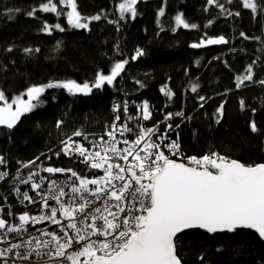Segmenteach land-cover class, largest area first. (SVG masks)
Here are the masks:
<instances>
[{"label":"trees","instance_id":"1","mask_svg":"<svg viewBox=\"0 0 264 264\" xmlns=\"http://www.w3.org/2000/svg\"><path fill=\"white\" fill-rule=\"evenodd\" d=\"M47 2L0 0V91L9 102L16 96L25 99L34 85L91 84L98 73L109 74L116 62L126 59L128 63L113 85L93 88L87 95L46 89L40 101H34L38 106L23 114L14 128L0 129V156L5 161L0 167L9 171L0 182V202L29 176L48 173L47 167L71 169L88 178L102 176L101 170L61 152V141L77 130L88 138L99 137L108 125L118 122L117 115L135 133L137 125H158L152 140L161 144L158 138L166 133L184 157L218 153L246 165L264 163V84L260 83L264 80V13L260 11L264 0H255L256 12L244 8L243 0H217L223 9L209 0H137L134 18L131 13L121 17L123 0H75L84 20L101 16L90 20L87 29L68 23L69 6L60 0L52 2L63 15L39 10ZM34 9L35 15H28ZM178 14L197 27L176 26ZM45 22L59 23L65 30L53 27L49 34L42 31ZM221 36L227 43L191 47ZM137 51L143 54L137 57ZM249 66L253 79L237 87L236 77L248 75ZM193 85L196 92L191 90ZM161 88L173 95H165ZM144 103L151 113L146 121L141 119ZM116 105L121 111L115 110ZM221 105L222 112L218 111ZM179 112L182 117L176 115ZM168 113L172 118L165 120ZM57 121H63L59 128ZM253 121L256 132L250 127ZM30 161L35 163L24 167ZM175 244L182 264H264V239L250 229L194 230L179 236Z\"/></svg>","mask_w":264,"mask_h":264},{"label":"snow or ice","instance_id":"2","mask_svg":"<svg viewBox=\"0 0 264 264\" xmlns=\"http://www.w3.org/2000/svg\"><path fill=\"white\" fill-rule=\"evenodd\" d=\"M209 2L217 3V0H209ZM60 3L71 7V11L67 12V21L70 25L75 28H88L90 21L85 19L82 22L75 0H60ZM136 3L137 0H123L119 3L121 17L123 18L125 13H131L134 18ZM217 6L221 9L224 7L218 3ZM242 6L253 12H256L258 8L255 0H243ZM39 10L55 13L57 16L64 14L52 0L41 4ZM35 11L34 9L28 15L34 16ZM260 11L264 13V6H260ZM159 15H164L163 9ZM100 19V15L91 18V20ZM175 24L184 28L197 27L195 24L187 23L183 14L175 17ZM53 27L59 31L65 30L59 23L49 26L45 22L42 31L51 34ZM241 35L244 34L241 33ZM247 38L245 36V39ZM225 43L227 41L221 36L214 39H202L198 43H193L191 47L199 48L205 44ZM25 51L31 52L32 49H25ZM142 54L141 51H137L136 56ZM127 63L126 59L116 62L109 74L98 73L91 84L67 81L31 86L26 92L27 99L16 96L9 102L5 93L0 91V102H2L0 125L8 129L14 128L23 114L32 112L38 106L34 101L39 102L41 94L46 89L64 88L69 93L87 95L93 88L99 89L105 84L113 85L117 77L124 72ZM246 71L248 75L236 77L237 87L244 81L253 79L251 66ZM260 83L264 84V80ZM191 90L196 92L197 86L193 85ZM161 91L169 97L173 95L171 90L166 91L165 88H161ZM204 99L205 97H200V100ZM240 104L243 107L244 101L241 100ZM13 105L16 106L15 109ZM115 110L121 111L120 106L116 105ZM126 110L125 105L123 111ZM222 110L223 105L218 111L222 112ZM176 115L182 116L183 113H176ZM150 118L148 104L144 103L141 119L146 121ZM171 118V113L165 116V120ZM115 119L119 121L120 116L117 115ZM129 119L133 118L129 117ZM62 123L63 121H57V127L59 128ZM167 127L171 128L172 125L168 124ZM250 127L253 132L258 131L254 121ZM137 128L139 130L136 131L134 140L131 142L128 139L123 140V144L129 145L128 147H118L121 141L116 136L117 131L121 136L125 132H133L127 124H121L119 128L113 124L105 133L109 137L105 144L93 141L91 147L99 149L96 151H90L89 148L83 144H77L72 139L73 136L88 139L87 135L80 130L73 132L68 140L61 141L64 145L61 152L65 155L78 154L81 163L91 169L102 170L104 175L88 178L79 176L71 169L45 168L44 171L52 174L69 172L76 180L65 183L63 186L51 180L53 187L49 190L50 195L45 196L41 193L43 197L41 207L48 209V214L30 216L25 212L19 216L21 224L18 227H8V231L26 232L27 229L24 227L26 224L36 225L51 221L52 224L60 226L61 234L42 229L38 231L51 239L45 241L32 235L31 239L25 243L30 245L32 240H36L38 246L42 244L45 248L53 247L54 252L51 255L62 258L70 264H182L176 252L175 238L185 229L200 228L212 233L255 229L259 236L264 238V163L246 165L220 156L218 153H212L199 158L189 157L188 160L195 166H188L170 159L164 151L160 150V143L151 139L158 132V125L152 128L137 125ZM162 138L167 139L166 134ZM100 141H104V136L100 137ZM168 147L172 150V155L177 154L178 143L172 142ZM55 154L60 155V152ZM114 160L123 161L127 167L113 162ZM4 162V158L0 156V164ZM34 163L35 161H30L24 167ZM128 173L130 175H126ZM5 176H7L6 172H0V179ZM30 179L31 176L22 183L28 184ZM116 181L120 182L119 185L115 183ZM90 186L95 187L90 188ZM31 187L39 189L41 184L32 183ZM65 187L70 188V192H66ZM64 197L69 198L67 202L63 199ZM23 199L36 203L28 193H23ZM49 199L55 201L59 207L51 205ZM113 208L116 211H113ZM0 211L3 210L0 209ZM58 212L63 214L67 223L57 218ZM97 221L103 223L98 225ZM6 226L7 221L0 219V229ZM69 230L75 235L70 234ZM91 236H96L98 239L91 240ZM74 246H77L76 250L68 253L67 250ZM20 247V244L11 246V248ZM11 248L8 251H11ZM33 250L38 253V248ZM3 255L4 252L0 251V256Z\"/></svg>","mask_w":264,"mask_h":264},{"label":"built area","instance_id":"3","mask_svg":"<svg viewBox=\"0 0 264 264\" xmlns=\"http://www.w3.org/2000/svg\"><path fill=\"white\" fill-rule=\"evenodd\" d=\"M181 113V112H179ZM183 116V115H182ZM178 116V117H182ZM168 121H166L167 123ZM113 124L117 125V128L120 127L121 124H126L123 121H118L115 123H112L108 125L103 134L101 136H104V141H100V137H92L88 138L84 141H76L77 144H83L85 147L89 148L90 151H96L99 149H94L91 147L92 142L95 141L100 144H105L109 137L105 135L107 131L111 129V126ZM131 128V127H130ZM166 134V133H165ZM164 134V135H165ZM117 139L121 141V143L118 145V147H128L129 145L123 144V140L128 139L130 142L135 139V132H125L122 136L120 135V132H116ZM167 139H163L162 137H159L160 139V150L164 151L165 155L169 156L170 159L183 162L188 166H195L190 163L188 160V157H184L182 150L178 149L176 155H172V150L168 147L172 142H175L171 139L167 134ZM152 139V137H151ZM143 155V153H141ZM68 157H73L77 159H81L78 154L72 153L69 155H66ZM131 160V157L129 158ZM113 162L121 163L122 166L127 167V165L124 164L123 161L114 160ZM102 171V170H101ZM0 172H6L7 176H5L3 179H0V182L7 178L9 176V171L7 169H4L0 167ZM102 175H104L102 171ZM130 175V173L126 174ZM44 178V179H42ZM51 180L57 181L61 186H63L65 183H71L72 180H76V178L71 177V175H67L65 173H58V174H49V173H42L39 172L38 176L32 177L29 180L28 184L20 183L19 185L14 186L11 189V192L8 196H6L2 202H0V209L3 211H0V217L7 221V226L4 229H0V251L4 252L3 256H0V264H70L68 261H63L62 258H57L54 255H51L52 252H54L53 247L45 248L42 244L37 245L36 240H32V243L29 245L25 243V241L30 240L31 236L34 235L37 237V239H43L45 241L51 239L48 236H43L41 231L42 229H46L49 232H57L60 233V226L52 224L51 221H44L43 223L32 225V224H26L24 227L27 229L26 232L22 231L20 233L16 232H9L8 227H18L21 224V221L19 220V216L27 212L30 216L31 215H47L48 209H42V199L41 193H43L45 196L50 195V189L53 187L50 183ZM32 183H39L41 184V187L39 189H33L31 187ZM78 183V181H77ZM117 185H119V181L115 182ZM144 183H147V181H144ZM95 186H90V188ZM66 192H70V188L65 187L64 189ZM23 193H28L29 196H31L36 203H30L28 200L23 199ZM66 202L68 201V197L63 198ZM49 203L53 206L59 207L58 204H56L55 201L49 199ZM113 211H116L115 208L112 209ZM107 215V213H104ZM58 219H61L64 221V223H67V220L63 217V214L58 212L57 215ZM111 219V217H109ZM121 219L123 217L121 216ZM102 221H97V224H102ZM90 231V230H89ZM70 234L75 235V233H72L71 230H69ZM31 234V235H30ZM91 240H97L98 237L91 236ZM102 239V237H100ZM111 239V237H109ZM13 244H20V248H11ZM77 246H74L71 249H68V253H71L76 250ZM11 248V251H8V249ZM38 248L37 251H34L33 249ZM19 253V255H17ZM27 256L28 258L25 259L24 257Z\"/></svg>","mask_w":264,"mask_h":264},{"label":"water","instance_id":"4","mask_svg":"<svg viewBox=\"0 0 264 264\" xmlns=\"http://www.w3.org/2000/svg\"><path fill=\"white\" fill-rule=\"evenodd\" d=\"M216 38H219V37H216ZM214 39V38H213ZM213 45H216V44H213ZM205 47L206 46H211V45H207V44H205L204 45ZM0 106H2V102H0ZM6 126H3V125H0V129H3V128H5ZM238 161V160H237ZM178 162V161H177ZM241 162V161H240ZM180 163H183V162H180ZM194 230H201V231H206V232H208L206 229H200V228H194V229H185L183 232H181V233H178L177 234V237L175 238V243H176V240H177V238L179 237V236H181L182 234H184V233H187V232H190V231H194ZM250 230H253V231H255V232H257L255 229H250ZM223 232H228V231H223ZM208 233H212V232H208ZM215 233H222V232H215ZM258 233V232H257ZM258 235H259V233H258ZM262 238V237H261ZM262 239H264V238H262ZM177 252V251H176Z\"/></svg>","mask_w":264,"mask_h":264},{"label":"rangeland","instance_id":"5","mask_svg":"<svg viewBox=\"0 0 264 264\" xmlns=\"http://www.w3.org/2000/svg\"><path fill=\"white\" fill-rule=\"evenodd\" d=\"M69 11H71V7L69 6ZM78 11V10H77ZM82 18V17H81ZM89 21L91 20V19H88ZM82 22H84V19L82 18ZM25 99H27V97L25 98ZM103 176V175H102ZM81 259H83V258H81Z\"/></svg>","mask_w":264,"mask_h":264},{"label":"bare ground","instance_id":"6","mask_svg":"<svg viewBox=\"0 0 264 264\" xmlns=\"http://www.w3.org/2000/svg\"><path fill=\"white\" fill-rule=\"evenodd\" d=\"M1 205V204H0ZM0 219H2L1 217H0Z\"/></svg>","mask_w":264,"mask_h":264}]
</instances>
